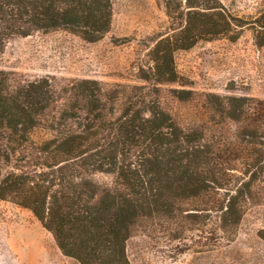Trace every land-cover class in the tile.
Returning <instances> with one entry per match:
<instances>
[{"label":"trees","instance_id":"1","mask_svg":"<svg viewBox=\"0 0 264 264\" xmlns=\"http://www.w3.org/2000/svg\"><path fill=\"white\" fill-rule=\"evenodd\" d=\"M167 9L173 18L169 2ZM184 16L185 23L151 49V70H140L139 78L153 83L131 86L117 112L108 111V104L119 95L98 80L68 81L61 94L48 77L22 80L0 69V200L29 209L80 264H132L127 242L136 220L166 209V193L195 194L206 183L189 164L200 157L202 136L178 125L156 98L158 84L179 82L175 52L245 26L264 45V6L246 20L217 2L189 3ZM112 19V0H0V53L10 38L39 31L63 29L97 42ZM187 93L181 90L179 97ZM231 100L240 102V113L233 110L231 118L243 121L251 106L242 97ZM259 104V117L244 122L254 137L264 134V101ZM41 127L50 135L38 139ZM254 151L249 179L222 209L224 222L238 223V199L264 182V147Z\"/></svg>","mask_w":264,"mask_h":264},{"label":"rangeland","instance_id":"2","mask_svg":"<svg viewBox=\"0 0 264 264\" xmlns=\"http://www.w3.org/2000/svg\"><path fill=\"white\" fill-rule=\"evenodd\" d=\"M112 2V26L101 40L88 42L63 29L12 37L0 53V69L22 80L48 77L61 94L68 81L98 80L119 95L108 104V111L117 112L131 86L153 83L141 80L140 70H151V49L185 23L189 3L217 2L246 20L264 6V0ZM233 34L238 35L234 40ZM174 59L179 82L158 84L156 98L178 125L202 136L198 156L205 163L199 168L200 157H192L189 164L206 183L195 194L166 193V209L139 217L127 242L128 256L132 264H264V182H255L249 197L238 199L243 212L238 223L221 218L229 198L249 179L245 173L254 149L264 147L263 132L254 137L244 129L246 120L259 117L264 101V45L245 26L178 50ZM181 90L189 92L186 98L179 97ZM231 97L245 98L251 106L243 121L231 118L233 110L240 113V102ZM49 135L43 127L35 131L38 139ZM97 178L110 181L106 175ZM0 264L80 263L61 251L29 209L0 200Z\"/></svg>","mask_w":264,"mask_h":264}]
</instances>
